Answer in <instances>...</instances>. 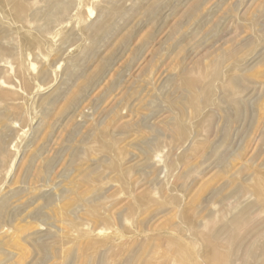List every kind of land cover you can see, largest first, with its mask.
Segmentation results:
<instances>
[{"label":"rangeland","instance_id":"1","mask_svg":"<svg viewBox=\"0 0 264 264\" xmlns=\"http://www.w3.org/2000/svg\"><path fill=\"white\" fill-rule=\"evenodd\" d=\"M233 263L264 264V0H0V264Z\"/></svg>","mask_w":264,"mask_h":264},{"label":"bare ground","instance_id":"2","mask_svg":"<svg viewBox=\"0 0 264 264\" xmlns=\"http://www.w3.org/2000/svg\"><path fill=\"white\" fill-rule=\"evenodd\" d=\"M240 246H241V245H240ZM240 246H239V247H240ZM252 250H253V249H252ZM252 250H251V254L253 253V251H252ZM237 251H238V250H237ZM237 251H236V252H237ZM238 253H239V252H238ZM238 253H237V254H238ZM238 257H239V256H238ZM238 257H237V259H238ZM237 259H236V261H238V260H239V259H238V260H237ZM233 261H234V260H233ZM248 263H249V262H248ZM233 264H234V263H233ZM237 264H239V263H237ZM240 264H241V263H240ZM246 264H247V263H246ZM262 264H263V263H262Z\"/></svg>","mask_w":264,"mask_h":264}]
</instances>
